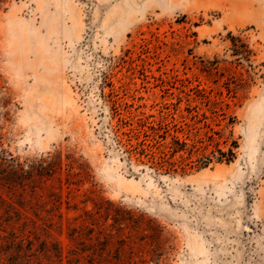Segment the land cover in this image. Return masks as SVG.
Segmentation results:
<instances>
[{"label": "rangeland", "instance_id": "374dc122", "mask_svg": "<svg viewBox=\"0 0 264 264\" xmlns=\"http://www.w3.org/2000/svg\"><path fill=\"white\" fill-rule=\"evenodd\" d=\"M0 264H264V0H0Z\"/></svg>", "mask_w": 264, "mask_h": 264}, {"label": "trees", "instance_id": "16d2710c", "mask_svg": "<svg viewBox=\"0 0 264 264\" xmlns=\"http://www.w3.org/2000/svg\"><path fill=\"white\" fill-rule=\"evenodd\" d=\"M176 145H177V148H173V150H172L173 155L175 153H178V152L186 151V148H184V145L182 143H176ZM123 146L125 147V152L128 154H131V155L135 154V155H138L139 157L140 156H147V154H144V152H145L144 151V144L142 142H136L135 144H132L131 139H128L127 145L126 146L123 145ZM137 149H139V150H137ZM219 155L220 156L218 158H216L217 162H222L223 160H225L228 163V162H231V160L233 158V154L230 150L228 152L229 158L223 159L226 155L225 153H219ZM151 159H152L151 162L155 164L156 169H163L165 164H167L170 167V169L175 167V163H171V162L164 163L165 161H163V158L154 159L153 157H151ZM204 159H205V161H203L201 166H205L208 162L211 161L210 160L211 158L206 157ZM181 169H183V168H181Z\"/></svg>", "mask_w": 264, "mask_h": 264}]
</instances>
